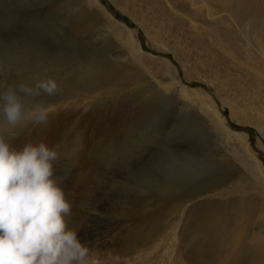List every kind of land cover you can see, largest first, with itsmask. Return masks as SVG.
<instances>
[{
	"label": "rangeland",
	"instance_id": "rangeland-1",
	"mask_svg": "<svg viewBox=\"0 0 264 264\" xmlns=\"http://www.w3.org/2000/svg\"><path fill=\"white\" fill-rule=\"evenodd\" d=\"M250 1L252 12L264 17V0ZM206 6L199 0H0V76L9 82L54 77L78 85L106 61L141 72L153 92L166 80L197 101L186 110L170 100L157 116L137 118V129L128 127L134 147L142 135L152 138L144 142L152 152L129 172V180L119 171L112 177L97 162L72 172H82L84 181L76 191L75 184L64 186L73 205L69 226L88 245L94 264H233L232 248L246 234L264 230V56L237 25L221 18L224 12ZM79 10L95 31L101 27L106 34L97 40L76 28ZM115 49L121 57L108 60ZM86 105L78 108L87 110ZM142 123L149 129H138ZM215 141L226 147L231 162L216 161ZM58 165L54 177L65 180ZM224 174L230 181L219 189L223 193L206 197L217 203L216 225L203 217L206 208H188L165 229L160 211H150L154 205L139 207L177 186L186 191ZM245 175L260 180V192ZM74 192L79 197L73 201ZM195 254L204 256L198 261Z\"/></svg>",
	"mask_w": 264,
	"mask_h": 264
},
{
	"label": "bare ground",
	"instance_id": "bare-ground-1",
	"mask_svg": "<svg viewBox=\"0 0 264 264\" xmlns=\"http://www.w3.org/2000/svg\"><path fill=\"white\" fill-rule=\"evenodd\" d=\"M199 1L204 2L213 10L217 11L219 9L218 13L224 12V14H220L221 18L226 21L230 20L233 24L237 25L238 28L246 20L251 19L253 21L252 29L247 35L246 42L248 45L257 46L259 50H264V17L260 16V13L257 11V13L252 12V5H254L251 3L252 1ZM79 14H81L80 17ZM79 22H81V24ZM92 24L93 23L88 14L86 13L85 16L83 15V10H79L77 18L74 21V26L76 28L79 26L82 27L83 30L89 34L90 38L97 40L106 34L102 32L103 28L101 27L96 28L95 31ZM257 24L261 25V29L257 28ZM91 27L94 30L91 31ZM94 31L96 35H93ZM116 53V49L111 51L108 60L119 59L121 55ZM96 67V70L93 73H90L88 77L89 80L78 85L67 84L64 79L58 80L60 83V91L54 96L44 97L45 102L51 109L49 123L47 125L33 126L29 128L25 134H22L12 143L14 149H20L26 143H39L41 141L46 142L51 147H57L61 152V159L55 163L60 164L58 165L60 171L66 176L65 180H57V183L60 184L63 189L67 183L75 184V191L80 187L81 182L84 181L81 176L83 173L78 172L75 176L72 172L82 169L87 163H101L109 170L112 177L114 174H117V171H119L121 175L127 174L124 178L129 180V172L133 171V168L138 165L139 160H141L143 156L152 152L151 149H146L147 143L144 144V142L148 140L151 141L152 138L142 135L143 137L138 140L141 144H139L138 147H134V142L131 141L130 137L131 134L128 137L129 128L131 130L133 127H137L135 124L137 121L136 119L141 117H154V115L161 111L165 105L169 104L168 101L170 100H173L178 107H181L182 109L185 108L186 110L192 109L193 107L195 108V104L197 105V101L193 98L191 93L188 92L189 90L184 89L185 87L183 88V86L180 87V85H175L166 80H162L159 82L158 86H154L158 93H160V96H157V91H152L153 86H150L147 76H144L141 72H133L132 69L128 68L121 69L120 67L108 64L106 61L99 63ZM65 73L67 74V72ZM21 74L19 76H21ZM84 104H87V110H81L78 108ZM198 105H200V103ZM140 125L141 126H139L138 129L142 127L149 129L147 123H142ZM120 127L123 128L121 129ZM150 127L152 128V126ZM143 130L144 129L142 128V131ZM79 136H82L83 147L79 150L75 158L74 166H72L70 170H66V161L63 159V156L70 153L75 144L80 142L77 140V137ZM220 140L221 139H219V141ZM215 144L216 145L212 147L213 156L216 161L229 162L231 155L226 147L218 141H215ZM258 167L261 171V165H258ZM229 178L230 177L227 174H224L218 179L205 181L202 185H199L196 188L192 187L182 192H179L180 189L177 186L175 187V192H168L170 193L169 196H165L164 194L156 199H144L146 202L139 207L143 208V206L154 205L155 208L150 211L152 213L160 211L159 217L162 216V226H164L165 229L169 228L171 223L173 224V221L175 220L172 219L176 218L178 215L180 216L179 219H181L182 215H184L188 208L191 211H200L202 208H206L207 210L203 213V217L208 219L211 225H216L217 220H219V213L216 214L217 203L213 201L211 202L209 198H206L208 196L207 193L218 191L221 187L227 185L230 181ZM243 179H248L252 182L253 187L257 192L261 191L262 184L264 187V183H259L260 180L259 182H255L246 175ZM238 185H241L243 188L246 187L243 182H239ZM241 186L235 188L238 191L237 193H241ZM223 191L224 190H219L217 193L222 194ZM246 191L247 190L243 189V192ZM253 196L257 195L253 193ZM78 197V192H74L72 195L73 201ZM203 197L204 201H199L189 206L192 199ZM148 210L149 209L145 212L147 213ZM214 214H216V216L213 217ZM205 226L207 227V223ZM216 232L221 233L219 230H216ZM250 235L251 234H246L244 239H241L239 243L235 245L236 247L232 248L231 255L233 258V264H264V230L259 234ZM186 252L191 254L190 251ZM203 256L204 255L195 254V258L198 261H201ZM210 257L211 255L209 258ZM221 262L222 261L219 260V263L223 264ZM199 264H209V261L203 260L199 262Z\"/></svg>",
	"mask_w": 264,
	"mask_h": 264
},
{
	"label": "clouds",
	"instance_id": "clouds-1",
	"mask_svg": "<svg viewBox=\"0 0 264 264\" xmlns=\"http://www.w3.org/2000/svg\"><path fill=\"white\" fill-rule=\"evenodd\" d=\"M252 24L249 19L239 27L245 40ZM59 91L54 77L9 82L0 76V264H94L88 245L69 226L72 205L54 177L61 152L43 141L12 147L25 130L49 123L44 97ZM77 140L63 156L66 170L83 147L82 136Z\"/></svg>",
	"mask_w": 264,
	"mask_h": 264
}]
</instances>
